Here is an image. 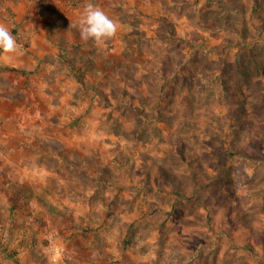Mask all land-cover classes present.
Returning <instances> with one entry per match:
<instances>
[{"label":"rangeland","instance_id":"1","mask_svg":"<svg viewBox=\"0 0 264 264\" xmlns=\"http://www.w3.org/2000/svg\"><path fill=\"white\" fill-rule=\"evenodd\" d=\"M91 2L103 46L75 24ZM0 264H264V0H0Z\"/></svg>","mask_w":264,"mask_h":264},{"label":"clouds","instance_id":"2","mask_svg":"<svg viewBox=\"0 0 264 264\" xmlns=\"http://www.w3.org/2000/svg\"><path fill=\"white\" fill-rule=\"evenodd\" d=\"M82 41H91L96 46H103L112 40L118 31V24L99 6L88 2L78 16L76 23ZM18 50V44L8 27L0 23V55L11 60Z\"/></svg>","mask_w":264,"mask_h":264}]
</instances>
